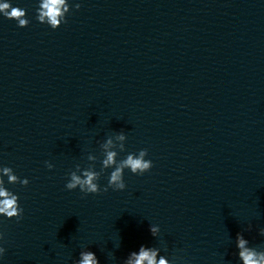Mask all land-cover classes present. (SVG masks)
Instances as JSON below:
<instances>
[{"label": "clouds", "instance_id": "obj_1", "mask_svg": "<svg viewBox=\"0 0 264 264\" xmlns=\"http://www.w3.org/2000/svg\"><path fill=\"white\" fill-rule=\"evenodd\" d=\"M65 0H40L39 6L37 8V20L40 23L48 24L53 30L58 28L62 23H66L65 16L63 15L66 11ZM76 9L80 8V4L75 5ZM0 13L8 19H14L17 21L18 26L23 28L27 27L29 20L26 19V10L19 7H13L9 2L0 3ZM46 21V22H45ZM117 139L119 141H124L126 139L125 135L121 133ZM117 146L113 144L111 138L103 145L104 148V159L102 160L101 171L97 172L94 170V166L90 165L86 169H81L80 165H76V170L70 173V179L66 183L65 188L67 190H79L85 195L88 194H99L101 191L107 192L109 188L114 191H122L126 188L124 182L123 173L125 169H130L131 173L137 175H143L145 172L152 168V162L146 160L147 149H142L138 154L130 153L126 158L117 161L116 157L118 155L117 151L109 150V148H116ZM119 151H124V144L121 143L118 146ZM89 161H95L96 157L93 155L88 156ZM46 166L51 170L53 165L49 162H45ZM113 168L111 171L108 184L103 189H101L98 181L101 174L105 169ZM0 171L3 172L4 176H7L8 182L15 184L20 183L23 186H27L28 179L21 180L17 175L12 174L13 170L10 167H2ZM80 173V174H78ZM4 179L0 177V216H4L8 219L15 218L19 223L23 219V209L19 205V197L9 191L4 186ZM159 227L150 225V232L153 237L159 234ZM261 235H264V229H261ZM3 233H0V240H3ZM238 248L242 249L239 256L243 259L244 264H259L255 259V253L249 252L244 248L247 243L246 240L242 238L241 234H237ZM6 249L0 247V257H3ZM135 257V260H129L127 264H168V261L161 257L158 261L156 260L157 252L151 249L141 246L139 248V254L134 251L131 253ZM81 259L76 262V264H99L96 255L89 252L80 253Z\"/></svg>", "mask_w": 264, "mask_h": 264}]
</instances>
